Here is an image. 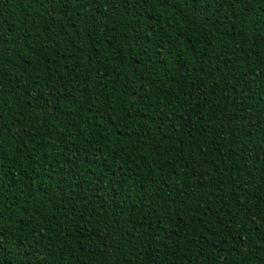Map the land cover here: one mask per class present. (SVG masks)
Returning a JSON list of instances; mask_svg holds the SVG:
<instances>
[{"label": "trees", "instance_id": "16d2710c", "mask_svg": "<svg viewBox=\"0 0 264 264\" xmlns=\"http://www.w3.org/2000/svg\"><path fill=\"white\" fill-rule=\"evenodd\" d=\"M0 264H264V0H0Z\"/></svg>", "mask_w": 264, "mask_h": 264}]
</instances>
